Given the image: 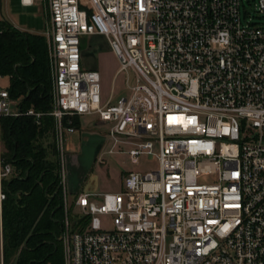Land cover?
Instances as JSON below:
<instances>
[{
  "label": "built area",
  "instance_id": "2783aa9c",
  "mask_svg": "<svg viewBox=\"0 0 264 264\" xmlns=\"http://www.w3.org/2000/svg\"><path fill=\"white\" fill-rule=\"evenodd\" d=\"M46 4L63 264H264V23L242 17V0ZM253 5L264 14V0ZM94 34L116 73L133 74L115 102L81 64V37ZM20 103L0 74V120L39 124L44 113ZM84 114L107 124L108 153L132 168L118 191L69 199L64 142ZM1 153L0 211L14 173Z\"/></svg>",
  "mask_w": 264,
  "mask_h": 264
},
{
  "label": "trees",
  "instance_id": "16d2710c",
  "mask_svg": "<svg viewBox=\"0 0 264 264\" xmlns=\"http://www.w3.org/2000/svg\"><path fill=\"white\" fill-rule=\"evenodd\" d=\"M0 74L9 78L10 94L21 98L22 110L44 113L39 124L24 114L0 120L1 157L14 168L3 181L2 264H63L55 121L49 114L50 67L43 36L0 18ZM48 137L51 142L44 145Z\"/></svg>",
  "mask_w": 264,
  "mask_h": 264
},
{
  "label": "rangeland",
  "instance_id": "374dc122",
  "mask_svg": "<svg viewBox=\"0 0 264 264\" xmlns=\"http://www.w3.org/2000/svg\"><path fill=\"white\" fill-rule=\"evenodd\" d=\"M242 1L244 3L241 6L242 17L244 11H247L249 12L247 18L251 17L253 21L264 23V14L253 12V2L257 0ZM4 12L10 21L25 31L44 34L47 30V14L41 0H34L31 6H24L16 0H11L10 7L5 5ZM0 18L5 19L1 11ZM43 39L47 46L48 56L46 36L43 35ZM81 50L83 63L94 65L99 72L103 98L115 102L119 97L127 95L128 87L133 82V74L130 70L120 74L116 73L118 62L104 35L82 36ZM49 67L51 97H53V71L50 62ZM19 99L21 101V98ZM72 122L74 123L75 119ZM77 132L81 135V140L76 149L75 146H70L68 138H65L64 142L65 183L69 199H73L76 194L81 192L118 191L121 188L124 172L132 168L127 155L108 153L111 139L105 133V127H96L95 131L85 135H83L84 129L82 128H79ZM50 142V137L43 140L44 145ZM48 158L55 159L51 155H48ZM199 180L209 181L210 178L201 176Z\"/></svg>",
  "mask_w": 264,
  "mask_h": 264
},
{
  "label": "crops",
  "instance_id": "0c3cea01",
  "mask_svg": "<svg viewBox=\"0 0 264 264\" xmlns=\"http://www.w3.org/2000/svg\"><path fill=\"white\" fill-rule=\"evenodd\" d=\"M16 1L19 2V4L23 5L21 3V0H16ZM41 1H42V4L45 6V10H46V14H47L46 0H41ZM5 5H6V7L7 6L10 7L11 0H0V11L2 12V16L9 23H11L14 27H16L17 29H19L21 31H25V30L19 28L18 26H16L12 21H10L8 19L6 13L4 12ZM29 6H31V5H29ZM28 32H31V31H28ZM31 33L40 34V33H37V32H31ZM40 35L43 36L44 34H40ZM94 35H98V34H94ZM81 64H82V66L84 68L97 70L94 65L88 64L86 62L83 63L82 50H81ZM90 117H93V119H90ZM74 119H75V122H74L75 130H74V132L72 134L67 135L66 139L68 138V142H69L70 146H75V149H76V147H78V145L80 143V140H81L80 139L81 135L78 134V132H77L79 128L84 129L83 135L88 134L89 132L95 131L96 127H105L106 131H107V128H108L107 124L102 122V121H100L95 114L77 115V116L73 117V120ZM0 148H2L1 139H0ZM1 188H2V185H1V181H0V189ZM0 264H2V219H1V211H0Z\"/></svg>",
  "mask_w": 264,
  "mask_h": 264
}]
</instances>
